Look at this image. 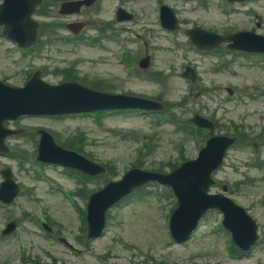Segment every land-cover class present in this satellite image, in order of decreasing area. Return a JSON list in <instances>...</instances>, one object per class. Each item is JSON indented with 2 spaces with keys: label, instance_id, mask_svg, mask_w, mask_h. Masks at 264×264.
Returning <instances> with one entry per match:
<instances>
[{
  "label": "rangeland",
  "instance_id": "1",
  "mask_svg": "<svg viewBox=\"0 0 264 264\" xmlns=\"http://www.w3.org/2000/svg\"><path fill=\"white\" fill-rule=\"evenodd\" d=\"M139 2H131V7L136 12H141V8H148L149 2L153 5V0H136ZM173 4L181 6L183 10H189L193 15V19L197 20L198 23L203 25L211 24L220 29L221 24L227 23L229 28H250L254 26L256 19L262 22L259 33H264V0L255 2H247L242 5L246 8H250L258 13V18L254 19L252 16L233 14L231 16H225L218 14V9L215 7L216 0H209L205 7H200L195 3V0H171ZM112 5L115 4V0H111ZM224 5H228L225 1L222 2ZM194 5V7H192ZM200 7V8H197ZM151 8V6L149 7ZM55 12V9L53 10ZM178 16L184 17V12L177 8ZM108 12H104L107 14ZM206 13V14H205ZM153 13L150 16L152 19ZM153 21V19H152ZM226 28V26H224ZM179 39L185 40L184 36H180ZM6 45L0 43V76L3 74L10 75L9 81L18 83L22 80L21 75L16 73L19 71L21 65H15L14 58L17 56L16 53L9 54ZM70 48V47H69ZM61 56L66 57V61H73L77 66L81 74H88L91 77L100 76L106 80L113 82V88L120 92L126 91L136 94H146L153 96H161L163 100L174 102L175 107L173 111L181 118L190 117L195 111L203 112L205 114H215L219 117L220 127L217 132L225 133L231 131V121L243 124L244 121L253 122L254 128L249 129L251 133L258 134L264 132V102L260 99L264 95V73L257 70L246 69L243 66H238V63L233 64L238 72H210L211 57H199L193 52H189L188 56L183 57L179 51L173 50H159L155 52V67L164 68L167 74L164 78L152 82H144V73L135 74L131 70L123 69L115 60L113 55L105 52L98 51L96 49H90L84 46L75 45L71 49H67V53ZM236 56L244 57V63H252L264 67V56L260 54H241L237 53ZM167 60V61H166ZM185 61L195 64L200 68L201 83L200 86L210 85L212 94L206 96L204 93H198L196 89L191 90L188 82L179 76V72L182 69ZM38 63H42L41 60H37ZM65 65V64H61ZM47 78L58 79L59 77L47 75ZM197 87V86H196ZM230 87L240 94H245L247 91L256 88L254 94L258 100L248 101L243 104L239 101L224 102L221 109H215L216 96L224 95L227 93L226 88ZM187 99L184 104H177L181 99ZM29 117V116H28ZM101 125L96 124L94 121L88 118H76L72 120L63 121L61 123L55 121H34L33 119L26 118L20 121L21 125L32 126L37 123L45 124L53 129L60 130L64 138H67L78 129H82L86 132L90 140L87 141L85 150L91 152L99 160H111L112 163L116 164L118 173L125 169L129 165V160L133 157L132 152L136 146V143L130 140H124L121 137L116 136L117 132L126 131H137L141 135L143 133L150 134L154 133V142H157V147L152 156L143 161L145 167L149 168L155 165L164 164L167 166L169 162H176L180 157V151L186 157H191L196 154L195 145L192 139L183 132H179L173 126L166 124L164 126L156 127L149 122L148 119L140 115H106L101 118ZM68 125V126H67ZM226 130V131H225ZM17 140V139H14ZM13 140V141H14ZM255 149L258 151L260 156H264V146L255 144ZM254 152L251 148H243L242 146L236 147L229 152L228 160L225 166L217 174V178H225L227 181L234 182L237 179L242 181V184L238 190H235L233 197L241 203L248 205L252 208V211L264 222V206L257 201L260 193L264 191V168H245L242 165V161L251 156ZM239 163V170L244 172H236L232 167L227 166L228 163ZM4 165V164H3ZM1 166V165H0ZM16 179L20 181L23 186L25 184H32V180L29 178L25 169H14ZM231 172V173H230ZM232 176L228 177V174ZM237 173V174H235ZM55 174V172H52ZM58 175V174H56ZM99 184V180L94 181L90 186ZM214 191L216 188L213 189ZM34 196L41 198L52 218L61 220L64 217L69 222L76 224L74 215L69 206L61 199L59 195H53L46 186L41 183H36L32 188ZM30 194L23 195L17 201L20 205H27L29 208H34L33 199L30 198ZM149 202L147 204L131 202L128 206L115 208L113 211L117 214L118 218L122 219L120 226L112 224L108 227L106 235L99 241H95V246L105 251L111 244L110 239L117 234H122L128 240L148 246L152 249L153 255L158 259H166L168 261L178 262L181 264H188L194 259L193 262L197 264H261L259 259H250L243 261H227L224 260V254L218 246L217 252L208 251L202 252L200 255V249L211 247V236L199 238L195 240L193 246L178 247L176 244L167 243V233L165 231L159 232V241L156 244L151 240L153 237L151 234L158 231L159 228L153 220H157L160 225L166 230L165 220L162 217L164 211H167L168 202L167 200L159 199L158 196L148 195ZM138 206V209L130 210L132 207ZM130 210V211H129ZM217 219L215 214H211L205 221L207 229L212 226L213 222ZM67 221V222H68ZM67 224H71V223ZM2 220H0V224ZM212 224V225H209ZM209 225V226H208ZM65 232L67 226L64 227ZM119 230L122 233L118 232ZM203 230L202 227L199 229ZM57 237L63 238L65 235L62 230L56 228ZM72 230H68L69 232ZM215 233H221V228L217 227L213 230ZM66 233V234H67ZM81 234L80 230L74 229L72 231L73 238H77ZM80 242L85 246V239H80ZM215 241L214 243H216ZM28 243V242H26ZM114 247L118 250H122L123 257H116L113 260L121 259L125 261L127 256L126 251L119 248L115 243ZM53 248L60 252L63 256L60 264H98L96 257L90 256L85 253L84 261H81L82 257H71L70 254L63 249V247L53 243ZM18 246L14 240H8L0 242V257L12 258L17 257ZM264 256V252L258 254ZM192 256V257H191ZM105 261H112L111 258L105 259ZM264 264V262H263Z\"/></svg>",
  "mask_w": 264,
  "mask_h": 264
}]
</instances>
